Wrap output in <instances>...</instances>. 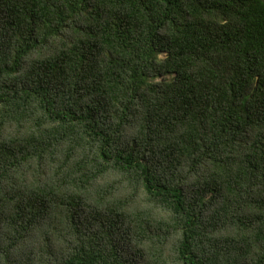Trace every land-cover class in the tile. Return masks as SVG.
Returning <instances> with one entry per match:
<instances>
[{
	"label": "trees",
	"instance_id": "1",
	"mask_svg": "<svg viewBox=\"0 0 264 264\" xmlns=\"http://www.w3.org/2000/svg\"><path fill=\"white\" fill-rule=\"evenodd\" d=\"M0 264H264V0H0Z\"/></svg>",
	"mask_w": 264,
	"mask_h": 264
},
{
	"label": "rangeland",
	"instance_id": "2",
	"mask_svg": "<svg viewBox=\"0 0 264 264\" xmlns=\"http://www.w3.org/2000/svg\"><path fill=\"white\" fill-rule=\"evenodd\" d=\"M160 57H164V55H160Z\"/></svg>",
	"mask_w": 264,
	"mask_h": 264
}]
</instances>
